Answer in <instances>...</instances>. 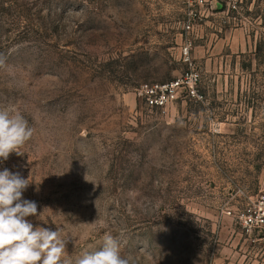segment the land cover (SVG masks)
<instances>
[{
  "label": "rangeland",
  "instance_id": "1",
  "mask_svg": "<svg viewBox=\"0 0 264 264\" xmlns=\"http://www.w3.org/2000/svg\"><path fill=\"white\" fill-rule=\"evenodd\" d=\"M238 1L0 0V110L34 129L0 171L73 260L109 233L130 264H264L239 219L264 196V0ZM190 71L202 101L138 96Z\"/></svg>",
  "mask_w": 264,
  "mask_h": 264
},
{
  "label": "clouds",
  "instance_id": "2",
  "mask_svg": "<svg viewBox=\"0 0 264 264\" xmlns=\"http://www.w3.org/2000/svg\"><path fill=\"white\" fill-rule=\"evenodd\" d=\"M0 65L3 60L0 59ZM34 134L18 111L0 110V162L17 155ZM31 182L5 168L0 171V264H130L121 255L120 242L105 233L98 250L85 251L75 260L66 251L68 238L61 229L35 226L27 218L38 215L35 201L23 199Z\"/></svg>",
  "mask_w": 264,
  "mask_h": 264
},
{
  "label": "built area",
  "instance_id": "3",
  "mask_svg": "<svg viewBox=\"0 0 264 264\" xmlns=\"http://www.w3.org/2000/svg\"><path fill=\"white\" fill-rule=\"evenodd\" d=\"M209 1L226 6L228 12L238 11L239 8L238 0H192L193 3L198 5ZM184 29L187 32L192 31L191 19L187 25H184ZM191 50L192 43L190 41H187L181 49V56L184 62L189 64L192 63ZM199 83L200 75L195 71H190L171 82L142 84L137 92L148 109H162L174 103L180 95H184L190 100L202 101L203 96L198 91ZM239 219L248 232L255 230L264 231V196L261 197L258 205L246 210L239 216Z\"/></svg>",
  "mask_w": 264,
  "mask_h": 264
}]
</instances>
